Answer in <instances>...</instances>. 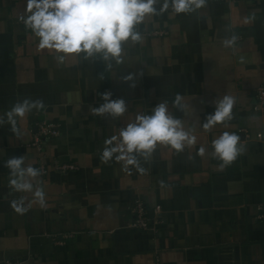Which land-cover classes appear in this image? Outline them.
Returning a JSON list of instances; mask_svg holds the SVG:
<instances>
[{"label":"crops","instance_id":"obj_1","mask_svg":"<svg viewBox=\"0 0 264 264\" xmlns=\"http://www.w3.org/2000/svg\"><path fill=\"white\" fill-rule=\"evenodd\" d=\"M26 3L0 0V264H264V140L256 138L264 127L256 110L264 86V0H205L193 13L169 8L146 17L137 26L141 40L126 43L111 67L99 57L61 62L39 50L22 23ZM156 30L167 34L147 35ZM233 36L236 43L226 46ZM103 93L124 99L127 111H90L104 103ZM225 95L235 101L232 119L204 129ZM177 96L186 110L173 105ZM24 100L44 107L15 117L14 133L6 113ZM164 101L194 145L177 152L157 144L127 170L115 157L102 162L105 140ZM43 120L60 134L39 151L31 143ZM224 132L240 136L243 151L221 167L210 154ZM12 157L40 170L32 182L44 190V207L10 187L5 165ZM64 163L76 169L61 170ZM21 198L24 210L17 211L13 201ZM137 199L148 209L149 229L133 224Z\"/></svg>","mask_w":264,"mask_h":264},{"label":"clouds","instance_id":"obj_2","mask_svg":"<svg viewBox=\"0 0 264 264\" xmlns=\"http://www.w3.org/2000/svg\"><path fill=\"white\" fill-rule=\"evenodd\" d=\"M204 4L205 0H27L23 22L38 38V49L56 53L59 61L83 54L84 59L99 57L111 67L113 62L119 64L122 61L126 43L136 44L141 40L137 26L146 17L161 15L169 8L174 14H189ZM235 43V36L225 41L226 46ZM133 79L131 74L124 77L125 82ZM111 95L103 93L104 103L90 111L100 116H122L127 111L125 100L112 99ZM234 102V98L228 95L215 100V111L207 116L202 127L207 130L231 120ZM172 103L181 110L188 108L180 96ZM43 107L40 100H24L14 105L6 113L12 131L17 132L15 117H23L26 112ZM4 122L0 117V125ZM240 140L237 134L224 132L212 141L210 155L222 162L221 167L227 166L243 151ZM195 143L196 137L185 130L180 119L172 116L168 102L164 101L155 106L150 115H137L135 122L120 129L118 137L105 140L101 160L107 163L115 157L127 170L129 166L138 167V155L148 159L157 144H165L181 152ZM205 151L201 147L198 154L203 156ZM5 166L10 170L12 190L32 193L34 201L44 207V190L39 183L34 185L32 182L38 179L40 170L24 166V157H12ZM23 205V198L13 201L17 211L24 210Z\"/></svg>","mask_w":264,"mask_h":264},{"label":"built area","instance_id":"obj_3","mask_svg":"<svg viewBox=\"0 0 264 264\" xmlns=\"http://www.w3.org/2000/svg\"><path fill=\"white\" fill-rule=\"evenodd\" d=\"M22 23L25 25V23L22 20ZM26 26V25H25ZM166 30H156L152 31L150 33H147V35H166ZM239 37L236 36V40ZM256 110L258 113H260L262 116H264V86H260L257 88L256 93ZM38 131L34 134V137L32 139V145L36 147L39 151L43 150L44 141L47 138L57 137L60 134V130L58 125L53 121L43 120L40 121L37 125ZM256 138L259 140H264V127L262 130H259L256 132ZM61 170H70V169H76V166L73 164H60L59 165ZM42 173L46 172V168L44 166L41 167ZM159 209V206L157 207ZM133 211V224L135 226L141 227L143 229H149L151 226L150 219L148 218V209L145 205V202L141 199H137L133 205L132 208ZM57 243L62 244L63 241H57ZM2 264H25L22 260H12V259H6L2 262Z\"/></svg>","mask_w":264,"mask_h":264}]
</instances>
